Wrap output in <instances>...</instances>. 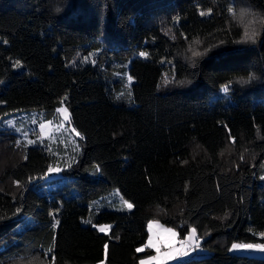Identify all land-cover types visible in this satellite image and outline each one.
Instances as JSON below:
<instances>
[{
    "label": "trees",
    "instance_id": "16d2710c",
    "mask_svg": "<svg viewBox=\"0 0 264 264\" xmlns=\"http://www.w3.org/2000/svg\"><path fill=\"white\" fill-rule=\"evenodd\" d=\"M65 97L81 153L48 194L47 150L8 156L0 264H139L154 220L212 252L183 264H264L229 253L264 243V0H0V119ZM114 192L133 211L92 210Z\"/></svg>",
    "mask_w": 264,
    "mask_h": 264
},
{
    "label": "rangeland",
    "instance_id": "374dc122",
    "mask_svg": "<svg viewBox=\"0 0 264 264\" xmlns=\"http://www.w3.org/2000/svg\"><path fill=\"white\" fill-rule=\"evenodd\" d=\"M33 118L37 119L36 124H32ZM9 121L15 122V125L17 127H21L23 130L27 131V136L24 137L21 135V133H17L16 131H14V129L9 126ZM47 121L48 120L45 119V115L40 112L17 113L14 115H10L6 118L0 119V135L5 136L7 139L10 138L13 140L9 142L10 145L9 143L0 145V174L7 167H14L13 165H15V162L10 161L11 158H8L11 153L17 151V153L22 154V152H24L28 148H43L47 150V152L55 159L54 164L52 166H56L58 164L60 167L67 169L66 166L68 163H71L73 165L77 161V158L81 153V138L77 137L75 133L71 132V129L73 128L71 122H64L62 120V117L58 113H56L55 118L50 120L52 121L51 125H48ZM40 123L46 124V127L44 128L43 132H41L39 128ZM61 123H63L64 125L63 128L59 127ZM29 139L36 141V143L27 144V140ZM17 140L21 141L19 145H17L16 143ZM63 173L59 175H52L50 178H47L43 183H41L40 192L48 194V192L56 190L58 186L50 183L58 179H63ZM124 201L126 200L118 192H114L109 197H107L105 201L94 202L90 205V207L92 208V210H94L95 208L99 211H133L134 207L132 209H128L124 205ZM151 222H156L151 233V235H153L154 240L156 239L157 234L160 235L161 239L166 238V234L163 233V229L170 228L179 234L178 237L173 240V243L179 246L178 241L183 239L184 237L180 235V232L177 228L168 227L158 220H154ZM109 233L110 228L106 233L102 234L108 235ZM148 234L150 235L149 231ZM197 236L200 237L198 231ZM203 242L204 239L200 237L201 248L190 251L188 257L182 258L183 263L189 262L191 260L206 258L212 254L211 251L203 247ZM142 249L143 251L139 253H144L149 250L153 253L150 256L157 255L155 248L142 247ZM167 250V248L160 247L161 252H165ZM229 253L231 255L256 258L260 261L264 260V252H260L257 250L230 251L229 249ZM150 256L145 257L144 260H147ZM167 264H178V261L169 260L167 261Z\"/></svg>",
    "mask_w": 264,
    "mask_h": 264
},
{
    "label": "snow or ice",
    "instance_id": "6c2138e0",
    "mask_svg": "<svg viewBox=\"0 0 264 264\" xmlns=\"http://www.w3.org/2000/svg\"><path fill=\"white\" fill-rule=\"evenodd\" d=\"M57 11H59V9H57ZM227 11L229 13H232L233 8L229 7L227 9ZM206 14L207 13H205V12L200 13L201 16H204ZM255 35H256L255 32H253L252 34L245 32V39L242 41H238V42H247V41L254 42ZM140 55L144 56L146 54L140 53ZM193 55L199 56V55H201V53L193 52ZM13 66L19 67L20 61L17 60ZM251 78L252 77H250L249 79H251ZM131 80H132V77L129 76L128 77L129 83L131 82ZM168 82L169 81L166 79L165 83H168ZM222 92L225 94V98H226L227 94L229 92V86L225 85V87L222 89ZM128 95L130 96L131 94L129 93ZM65 101H66V97L60 101L61 106L57 107L55 109V111H56V113L60 114V116L62 117V120L64 122L70 123L71 117H70V113L68 112V108L63 106L65 104ZM36 123H37V119L33 118L32 124H36ZM8 124L17 133H21V135L24 137L27 136V134H28L27 131L23 130L21 127H17L15 125V122L9 121ZM47 124L51 125L52 121H47ZM63 126H64L63 123H61L59 125L60 128H63ZM45 127H46L45 123L39 124V128H40L41 132H43ZM225 128H227V125H225ZM71 132L75 133V135L77 137H80L81 139H83L81 134L79 132H77L75 128H72ZM228 135H229L230 142L232 144H235L236 139H235V137L231 136L230 129L228 130ZM20 142H21L20 140H17L16 141L17 145H19ZM34 143H36V141L31 140V139L27 140V144H34ZM241 160H243V157H241ZM66 167L71 168L72 164L68 163ZM237 167H239V166H237ZM64 171H66V169L60 167L58 164L56 166L49 165L47 167L45 173L43 174V176L40 178L47 179V178H50L52 175H59V174L63 173ZM35 179H38V178L29 177L28 182L32 183ZM260 179L264 180V176H261ZM16 183L19 186V182L17 181ZM124 205L128 209L133 208V204L129 203L128 201H124ZM53 219L55 220V223H53L51 226L53 229H55L59 225L60 221L58 219H55V216H53ZM155 223L156 222H150L148 225V231H149L150 235L148 236V242H147V244L144 245V247L145 248H149V247L155 248L157 255L150 256L147 260L142 259V260H140L139 264H167V261H169V260H177L178 264H183L182 258L188 257L190 251L201 248L200 237L197 236V229L195 227H192L190 230L185 229V231L187 232V235L183 239L178 241L179 246H177V244L173 243V240L176 237H178L179 234L170 228L163 229V233L166 234V238L161 239L160 235L157 234V237L154 240L153 235H151V233H152V229H153ZM94 227H98L99 232L106 233L108 231V229L111 228V225H94ZM260 235H261V237H264V233H260ZM53 240H55V236L53 237ZM160 247L167 248L168 250L165 252H161ZM104 249H105V256H106L107 255V249H108L107 244L104 245ZM247 250H257L260 252H264V243H233V244H231V248H230V251H247ZM136 251L139 253V252L143 251V249L137 248ZM42 252H43L44 257L48 258V256L52 253V248H49L47 250H42ZM52 261L54 264V261H55L54 256H52Z\"/></svg>",
    "mask_w": 264,
    "mask_h": 264
}]
</instances>
